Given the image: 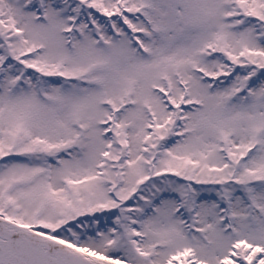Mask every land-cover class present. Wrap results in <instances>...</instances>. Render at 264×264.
Here are the masks:
<instances>
[{"label": "snow or ice", "instance_id": "6c2138e0", "mask_svg": "<svg viewBox=\"0 0 264 264\" xmlns=\"http://www.w3.org/2000/svg\"><path fill=\"white\" fill-rule=\"evenodd\" d=\"M0 264H264V0H0Z\"/></svg>", "mask_w": 264, "mask_h": 264}]
</instances>
